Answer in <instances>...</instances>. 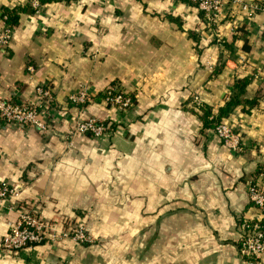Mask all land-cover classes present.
<instances>
[{"label":"crops","instance_id":"0c3cea01","mask_svg":"<svg viewBox=\"0 0 264 264\" xmlns=\"http://www.w3.org/2000/svg\"><path fill=\"white\" fill-rule=\"evenodd\" d=\"M39 1L37 11L0 0V20L34 10L0 52V99L35 106L46 85L56 106L46 134L0 125V187H22L0 202V238L24 210L59 231L83 226L101 247L0 251V264H255L239 254V227L258 216L249 185L264 165V12L243 5L264 0H224L214 27L191 0ZM242 78L259 99L223 120L241 138L236 152L202 132L194 98L216 113ZM111 87L133 96L130 110L69 101ZM91 118L112 134L70 137Z\"/></svg>","mask_w":264,"mask_h":264},{"label":"built area","instance_id":"2783aa9c","mask_svg":"<svg viewBox=\"0 0 264 264\" xmlns=\"http://www.w3.org/2000/svg\"><path fill=\"white\" fill-rule=\"evenodd\" d=\"M57 1V0H55ZM198 4V9L204 13L207 24L214 26L220 16L221 5L224 0H192ZM237 2V1H236ZM31 6L37 11L40 9L39 0H31ZM248 12H264V7L243 5ZM13 39V28L6 24V18L0 20V52L8 49ZM108 97L104 100L107 107L121 112L130 110L134 105L131 94L123 93L117 87L108 88L104 92ZM40 104L32 105L23 101L0 99L1 125L14 126L25 130H35L46 134L50 129V122L55 106V91L52 87L42 85L37 88ZM90 94L83 90L71 95L69 101L75 105H86L91 102ZM200 106L197 98H194ZM111 125L95 118L82 120L76 123L69 133L70 137L88 136L100 140L112 134ZM214 135L229 149L241 151L242 141L235 133L234 128L222 121L215 129ZM22 192L19 185L3 184L0 187V202L5 200H18ZM249 199L256 208L258 216L253 222L240 224L241 237L239 240V254L242 259L263 264L264 257V174L260 175L249 185ZM65 241H73L82 246H93L95 240L87 234V230L80 225H72L67 230L59 231L53 225L41 220L37 214L20 210L18 222L12 233L0 238V251L19 252L39 246L55 245Z\"/></svg>","mask_w":264,"mask_h":264},{"label":"trees","instance_id":"16d2710c","mask_svg":"<svg viewBox=\"0 0 264 264\" xmlns=\"http://www.w3.org/2000/svg\"><path fill=\"white\" fill-rule=\"evenodd\" d=\"M49 1V0H47ZM43 2V0H41ZM193 6L198 7V4L192 2V0L189 2ZM29 11L30 13H33L34 10L32 9H26L22 10L21 8H17L14 10H3L2 17L6 18V24L9 28H16L19 25V17L20 14L23 13L24 11ZM201 17H204V13L201 12ZM214 27V26H212ZM248 42V41H246ZM244 51L249 50V45L248 43L245 44L243 47ZM251 80L249 78H242L239 80H236L234 82V86L232 88V95L230 96L229 100L225 103V105L220 108L216 113L213 111L212 108L204 106L203 104L200 106H195L194 108L199 110V118L202 124V132H205L207 130H213L215 129L224 119L228 118L233 112L235 111L236 108H238L241 105H244L246 109L249 111L252 107H254L257 102H258V97H254L252 99H249L246 97V90L247 87L250 85ZM108 96L105 93L98 94L96 96L91 97V101H99V102H104V100ZM134 100V99H133ZM89 104V103H88ZM75 105V104H72ZM87 105V104H86ZM75 106H85V105H75ZM1 118H0V125H1ZM264 174V165L259 166L258 171L255 174V177H259L260 175Z\"/></svg>","mask_w":264,"mask_h":264},{"label":"rangeland","instance_id":"374dc122","mask_svg":"<svg viewBox=\"0 0 264 264\" xmlns=\"http://www.w3.org/2000/svg\"><path fill=\"white\" fill-rule=\"evenodd\" d=\"M100 244H101V242L95 240L93 246H97L98 249L100 250V247H101ZM104 255L106 256V254H104ZM122 257H123L122 255L119 257L120 261L122 260ZM109 258H110V257H109ZM107 261H108V260H107ZM107 261L103 259V263H102V264H107Z\"/></svg>","mask_w":264,"mask_h":264}]
</instances>
